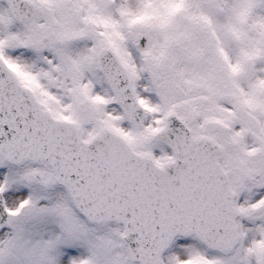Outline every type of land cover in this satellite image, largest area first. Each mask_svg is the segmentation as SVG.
<instances>
[{"label":"snow or ice","instance_id":"snow-or-ice-1","mask_svg":"<svg viewBox=\"0 0 264 264\" xmlns=\"http://www.w3.org/2000/svg\"><path fill=\"white\" fill-rule=\"evenodd\" d=\"M0 264H264V0H0Z\"/></svg>","mask_w":264,"mask_h":264}]
</instances>
